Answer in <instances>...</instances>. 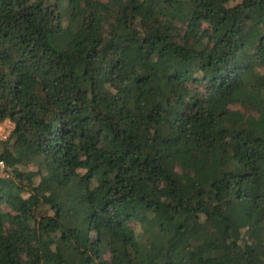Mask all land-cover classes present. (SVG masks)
<instances>
[{"label":"trees","instance_id":"trees-1","mask_svg":"<svg viewBox=\"0 0 264 264\" xmlns=\"http://www.w3.org/2000/svg\"><path fill=\"white\" fill-rule=\"evenodd\" d=\"M7 119L0 264H264V0H0Z\"/></svg>","mask_w":264,"mask_h":264},{"label":"built area","instance_id":"built-area-1","mask_svg":"<svg viewBox=\"0 0 264 264\" xmlns=\"http://www.w3.org/2000/svg\"><path fill=\"white\" fill-rule=\"evenodd\" d=\"M11 132L8 130V122L6 120L0 121V141L6 140L9 138ZM6 163L4 160H0V169L4 172L3 169H5Z\"/></svg>","mask_w":264,"mask_h":264},{"label":"rangeland","instance_id":"rangeland-1","mask_svg":"<svg viewBox=\"0 0 264 264\" xmlns=\"http://www.w3.org/2000/svg\"><path fill=\"white\" fill-rule=\"evenodd\" d=\"M7 122H8V130H10V132H12V130H13V127H14V123L13 122H11L10 120H6ZM17 166L21 169V170H23V171H25V172H29V171H31V167L30 166H26V165H24V164H20V163H17ZM3 172V171H2Z\"/></svg>","mask_w":264,"mask_h":264}]
</instances>
